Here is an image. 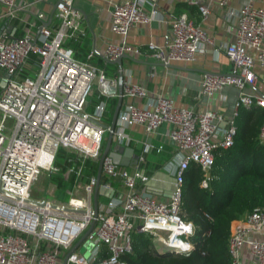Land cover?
Wrapping results in <instances>:
<instances>
[{"label":"built area","instance_id":"built-area-1","mask_svg":"<svg viewBox=\"0 0 264 264\" xmlns=\"http://www.w3.org/2000/svg\"><path fill=\"white\" fill-rule=\"evenodd\" d=\"M53 20L42 24L37 34L30 25L19 35L0 31V264H64V257L75 241L95 222L82 241L71 250L66 264H128L121 256L133 250L131 233L137 229L148 232L169 249L188 252L192 248L189 236L194 230L191 220L181 214L184 172L191 161L210 169L216 147H228L236 132L235 116L242 105L264 106V7L251 1L229 13L236 20L230 40L219 39L216 49L223 50L231 62L227 73L205 72L200 79V92L211 95L225 86L237 87L239 92L233 114L227 125L220 126L222 115L215 109L197 111L177 106L164 95L150 97L140 83L123 79V97H145L142 106L133 101L121 104L113 142L127 144L126 128L140 124L152 131L161 123L170 125L168 136L179 147L175 163L169 166L174 177L171 193L159 198L138 188V182L148 179L136 165L129 170L109 154L102 158L100 184L114 192L102 203L97 213L93 208L96 174L83 180L86 159L98 160L103 151L108 122V98L117 95L118 75H107L105 69L91 62L93 50L82 60L75 56L67 39L83 33L82 14L74 0H50ZM149 0H117L112 2L110 27L121 36L120 41H108L102 50L105 61L116 59L123 52H139L126 40L132 26L150 22L159 11ZM199 7L202 18L210 9L200 0H188ZM222 3L225 0H221ZM6 14L16 17V0H0ZM170 39L160 45L149 42L152 55L163 64L189 61L211 37L187 13L170 14ZM7 34V35H6ZM30 53L37 56L30 61ZM263 84L261 91L246 92L245 86ZM96 89L103 96L92 110H87L89 94ZM259 137L264 140V122ZM105 146V145H104ZM66 148L76 162L63 169L71 181L67 200L53 194L57 184L49 183L45 195L31 196V186L42 172H58L54 163L57 150ZM140 155L138 160L142 159ZM102 177L104 180H102ZM121 185L120 191L115 185ZM206 179L202 181L207 186ZM264 205L256 206L231 231L229 250L234 264H243L242 251L248 248L255 264H264ZM165 233V234H164ZM189 244L182 249L171 239ZM91 242L86 246L85 241ZM85 245L86 252L80 250Z\"/></svg>","mask_w":264,"mask_h":264},{"label":"crops","instance_id":"crops-1","mask_svg":"<svg viewBox=\"0 0 264 264\" xmlns=\"http://www.w3.org/2000/svg\"><path fill=\"white\" fill-rule=\"evenodd\" d=\"M114 1L117 0H74L75 6L82 14L81 25L84 31L76 38L66 41V44L74 48L75 56L79 59L86 60L88 52L93 50L91 62L103 67L109 76L118 75V65L111 61L106 62L102 50L106 42H118L121 39V36L110 27L111 7ZM249 1L255 6L264 7V0H225L224 3L221 0H200L210 9L208 15L202 18L199 7L188 0H149L145 3L146 9L150 10L154 5L159 13L150 22L138 23L129 30L126 40L132 47L138 48L139 52L127 51L128 55L121 58L124 79L142 84L150 97L158 95L170 97L177 106L192 107L197 111L215 109L222 115L219 125H227V120L235 108L238 88L229 85L214 94L206 95L200 92V79L207 71L227 73L231 70L230 60L223 50L216 49V41L231 39L236 20L230 15L229 10L241 7ZM182 12L187 13L215 39V42L205 43L204 49L198 51L192 60L172 61L165 65L152 55L148 43L155 42L160 45L167 43L170 39V25L167 20L170 14ZM16 13V17L8 16L4 5L0 3V31H6L8 35H19L26 25H30L32 32L37 34L43 23L54 22L50 0H16ZM5 76L6 73L0 70V78ZM1 85L0 80V87ZM262 89L261 82H258L256 87H244L246 92ZM113 97H116L117 101V95L109 98ZM127 101L142 106L145 97H123L121 104ZM169 128L170 125L166 122L152 131L146 130L140 124L126 128L130 140L124 145L131 146L133 153L138 157L142 155L143 158L137 163L125 166L133 170L138 165L148 175L147 180L138 182V188L159 198H167L171 193L174 177L169 166L175 163V156L179 152L177 144L168 136ZM114 187L117 191L122 189L118 184ZM97 197L98 202L102 203L108 199V195L101 192H98ZM257 236L264 237V229ZM242 262L255 264L246 247L242 251Z\"/></svg>","mask_w":264,"mask_h":264},{"label":"trees","instance_id":"trees-1","mask_svg":"<svg viewBox=\"0 0 264 264\" xmlns=\"http://www.w3.org/2000/svg\"><path fill=\"white\" fill-rule=\"evenodd\" d=\"M36 56L30 53L29 60ZM102 98L97 90L89 94L86 109L92 110ZM115 104L116 97L109 98L104 117L108 123ZM263 122L264 106H240L235 116L233 143L214 148V159L207 173L198 162L189 163L181 196V214L194 224L189 236L192 248L188 252L172 249L159 252L151 247L142 231L135 229L133 250L121 258L128 264H234L229 250L233 226L256 206L264 205V140L259 137ZM63 148L57 150L54 158L61 170L76 162L74 154ZM97 170L98 160L86 159L81 178L97 174ZM204 179L207 186L202 185Z\"/></svg>","mask_w":264,"mask_h":264},{"label":"water","instance_id":"water-1","mask_svg":"<svg viewBox=\"0 0 264 264\" xmlns=\"http://www.w3.org/2000/svg\"><path fill=\"white\" fill-rule=\"evenodd\" d=\"M49 22H46L44 24H48ZM40 29V27H39ZM38 29V30H39ZM128 55L126 52H123L121 55H119L116 59L112 60L111 62L117 63L118 65V80H117V101L114 106L112 116L110 119V122L106 125L108 127V132H107V137H106V142L105 146L103 148V151L98 159V170H97V182L93 190V208H94V213H97V207H98V192L105 193L108 196H111L114 192L113 189H106L102 184H100V179H101V173H102V158L105 154H109L113 160L119 164L122 165H130L133 163L138 162V155L136 153H133V148L128 145L121 144L119 142L112 143L113 142V130L115 127L116 123V118L117 114L119 111V108L122 103V83H123V68L121 64V58L123 56ZM95 222V219L91 221L90 226L87 228V230L75 241V243L72 245V247L69 249L68 253L73 250L81 241L82 239L86 236V234L89 232L91 227L93 226ZM162 250H159L161 252ZM64 257V264H66V259L67 255Z\"/></svg>","mask_w":264,"mask_h":264},{"label":"rangeland","instance_id":"rangeland-1","mask_svg":"<svg viewBox=\"0 0 264 264\" xmlns=\"http://www.w3.org/2000/svg\"><path fill=\"white\" fill-rule=\"evenodd\" d=\"M92 93V92H91ZM90 93V94H91ZM105 145V139L103 140V147ZM63 148V147H60ZM65 149V148H63ZM91 160V158H89ZM62 161V159H60ZM67 166H65L66 168ZM57 184V189L54 192V196L58 200H67L70 196V193L67 191V188L71 186V180H66L65 177L63 176V170H59L58 172L52 173L51 175H48L45 171L41 173V175L36 179L32 186H31V196L33 198H39L43 195L47 197H53L52 194H50L47 191V187L49 183ZM59 183V184H58ZM144 235L148 238V241L151 245L152 248H156L157 250H166L169 249L166 245H164L157 236L152 235L151 233L148 232H143ZM133 233H131L132 235ZM165 234V233H164ZM86 246H90L91 242L87 239L85 241ZM154 248V249H155ZM80 250L83 252H86V247L85 245H82L80 247Z\"/></svg>","mask_w":264,"mask_h":264},{"label":"bare ground","instance_id":"bare-ground-1","mask_svg":"<svg viewBox=\"0 0 264 264\" xmlns=\"http://www.w3.org/2000/svg\"><path fill=\"white\" fill-rule=\"evenodd\" d=\"M170 241L172 242L173 246L181 247L182 249L189 247L188 243H185L182 239L179 238L171 239Z\"/></svg>","mask_w":264,"mask_h":264}]
</instances>
